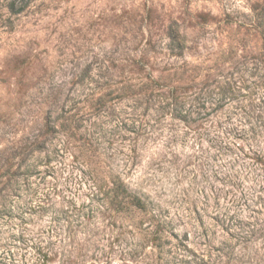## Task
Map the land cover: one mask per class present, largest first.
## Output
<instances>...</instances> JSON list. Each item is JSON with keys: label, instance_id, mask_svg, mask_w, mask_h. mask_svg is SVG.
<instances>
[{"label": "rangeland", "instance_id": "1", "mask_svg": "<svg viewBox=\"0 0 264 264\" xmlns=\"http://www.w3.org/2000/svg\"><path fill=\"white\" fill-rule=\"evenodd\" d=\"M263 159L264 0L0 8V264H264Z\"/></svg>", "mask_w": 264, "mask_h": 264}, {"label": "trees", "instance_id": "2", "mask_svg": "<svg viewBox=\"0 0 264 264\" xmlns=\"http://www.w3.org/2000/svg\"><path fill=\"white\" fill-rule=\"evenodd\" d=\"M33 0H5L4 4L1 5L0 8H2V10H4L5 14H9L10 16L12 15H17L21 12H23L32 2ZM150 76L147 75V78H149ZM149 80V79H148ZM148 80H139L136 83L133 84H128V85H124L123 88V92L125 94H122L123 96H127V99H130V101L133 102V111L137 112L140 109H143V112H140L136 118L138 117H142L145 113L146 110H148V108H150L151 106L155 105V101H159L160 105H164V106H158L159 108L161 107L162 109H164V107L167 104V107H171V105L173 106V111H176L178 114L181 113L180 108L182 106L181 103V99H178L177 96H175L173 89H165L164 85L161 83H156L153 79H151L150 81ZM156 86V90H160L161 93H157L154 92L153 94V90L150 92H147V88L151 87L150 89H152L153 87ZM159 91V92H160ZM122 92V93H123ZM155 96V98H154ZM158 97V98H157ZM101 99V98H98ZM155 100L154 102H152V100ZM165 100H169L168 103H164ZM164 103V104H163ZM151 104V105H150ZM179 116V115H178ZM138 120V119H135ZM47 123V119L45 124ZM42 134H37L35 135L32 140L29 142L28 145V150L29 152H34V150H36L37 146H39L40 144L44 143V138H42ZM264 161V159H263ZM113 185H114V190L119 191L123 198L126 200H129V203L131 204L132 207L138 208V209H147V205L145 200L142 198L141 195H139L137 192L134 191H130L128 190L127 186L125 185V183H122V181H118V180H114L113 181ZM38 237H33V241L35 243L41 242L40 240H38ZM202 261V259H201ZM203 263V261H202Z\"/></svg>", "mask_w": 264, "mask_h": 264}]
</instances>
